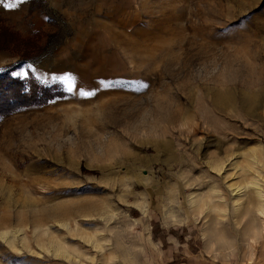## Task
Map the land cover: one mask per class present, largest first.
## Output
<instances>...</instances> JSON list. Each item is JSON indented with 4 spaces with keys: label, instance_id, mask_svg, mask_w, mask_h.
Wrapping results in <instances>:
<instances>
[{
    "label": "rangeland",
    "instance_id": "obj_1",
    "mask_svg": "<svg viewBox=\"0 0 264 264\" xmlns=\"http://www.w3.org/2000/svg\"><path fill=\"white\" fill-rule=\"evenodd\" d=\"M10 2L0 264H264V0Z\"/></svg>",
    "mask_w": 264,
    "mask_h": 264
},
{
    "label": "trees",
    "instance_id": "obj_2",
    "mask_svg": "<svg viewBox=\"0 0 264 264\" xmlns=\"http://www.w3.org/2000/svg\"><path fill=\"white\" fill-rule=\"evenodd\" d=\"M0 20H2L0 18ZM6 43L5 34L0 33V49ZM15 67H4L0 70V119L17 108L43 105L49 100L61 96L56 85H47L28 72L26 78L13 76Z\"/></svg>",
    "mask_w": 264,
    "mask_h": 264
},
{
    "label": "snow or ice",
    "instance_id": "obj_3",
    "mask_svg": "<svg viewBox=\"0 0 264 264\" xmlns=\"http://www.w3.org/2000/svg\"><path fill=\"white\" fill-rule=\"evenodd\" d=\"M20 2H23V0H12V2L6 3L4 6L7 8H12L15 6L16 3H20Z\"/></svg>",
    "mask_w": 264,
    "mask_h": 264
},
{
    "label": "bare ground",
    "instance_id": "obj_4",
    "mask_svg": "<svg viewBox=\"0 0 264 264\" xmlns=\"http://www.w3.org/2000/svg\"><path fill=\"white\" fill-rule=\"evenodd\" d=\"M252 160H253V159H252ZM250 162H251V161H250ZM255 162H256V161H255ZM254 164H255V163H254ZM250 184L254 185L253 187H255L257 195H258V196L261 195V194H260V193H261V190H259L258 187H257V186H258V185H257L258 183L255 181V183H250ZM237 185H238V184H237ZM230 186H231V185H230ZM231 187H232V186H231ZM232 188H233V187H232ZM234 188H235V187H234ZM238 188H239V187L236 186V189H238ZM239 190H240V189H239ZM241 190H242V189H241ZM238 193H239V192H238ZM238 195H239V194H238ZM240 195H241V194H240ZM261 199H262V198H261Z\"/></svg>",
    "mask_w": 264,
    "mask_h": 264
}]
</instances>
